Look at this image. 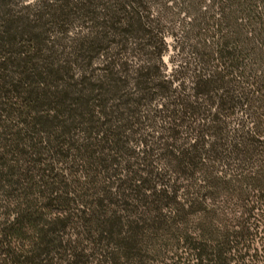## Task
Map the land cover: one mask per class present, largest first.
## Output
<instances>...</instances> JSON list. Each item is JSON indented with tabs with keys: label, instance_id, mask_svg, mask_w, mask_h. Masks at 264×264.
<instances>
[{
	"label": "trees",
	"instance_id": "obj_1",
	"mask_svg": "<svg viewBox=\"0 0 264 264\" xmlns=\"http://www.w3.org/2000/svg\"><path fill=\"white\" fill-rule=\"evenodd\" d=\"M93 260L264 264V0H0V264Z\"/></svg>",
	"mask_w": 264,
	"mask_h": 264
},
{
	"label": "rangeland",
	"instance_id": "obj_2",
	"mask_svg": "<svg viewBox=\"0 0 264 264\" xmlns=\"http://www.w3.org/2000/svg\"><path fill=\"white\" fill-rule=\"evenodd\" d=\"M14 6L16 8H19V6H26L29 5L35 0H13ZM176 4H174L175 7ZM151 7V13L152 16L157 15L160 12V3L154 1L150 4ZM182 18V25H179L178 22L175 23V25L171 28L165 27L163 28L161 35L163 37V41L165 46V51L162 53V61L165 65L166 71L170 72L175 67V63L177 59V49L174 47L176 46H184L186 47L185 40L181 37L182 31H185V27L189 21V17H183V14L181 15ZM82 20V19H81ZM79 19L74 20L72 23H70V26L65 33H57L53 36L57 40L58 43L55 49L57 50V55H61L63 58L66 59L67 64L66 67H69V73L68 76H74V79H77L81 74L86 75H101L104 71H102L100 68L105 65V62L103 63V58L96 52H93L89 55L91 58H81L76 59V52L73 50V46L75 44L74 39L78 36L82 35L83 33L87 32L89 29L86 28V22L82 23ZM82 23V24H81ZM135 41V40H134ZM105 43V42H104ZM110 43H106L105 45L102 44V47L107 46ZM104 45V46H103ZM115 44H110L108 48L104 49L105 52H112L111 48H114ZM138 45V44H137ZM135 45L134 42L128 44V48L120 53L119 57L121 58V61L127 60V71L129 77L127 78L129 83L131 81V70L133 67L136 66V64L144 63V61L148 60V56L144 52H139L136 48L140 49L139 46L141 45ZM135 48V50L133 49ZM177 59V60H176ZM68 60V61H67ZM131 87V86H129ZM93 264H96L97 260H93Z\"/></svg>",
	"mask_w": 264,
	"mask_h": 264
}]
</instances>
